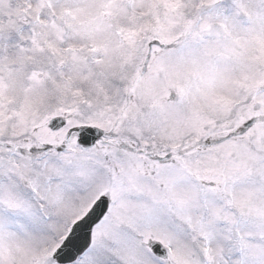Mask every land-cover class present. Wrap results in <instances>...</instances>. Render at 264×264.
Returning <instances> with one entry per match:
<instances>
[{
  "label": "snow or ice",
  "instance_id": "obj_1",
  "mask_svg": "<svg viewBox=\"0 0 264 264\" xmlns=\"http://www.w3.org/2000/svg\"><path fill=\"white\" fill-rule=\"evenodd\" d=\"M0 264H264V0H0Z\"/></svg>",
  "mask_w": 264,
  "mask_h": 264
}]
</instances>
